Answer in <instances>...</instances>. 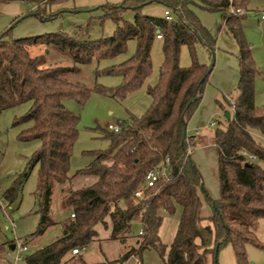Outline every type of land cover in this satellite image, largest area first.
Segmentation results:
<instances>
[{
    "label": "trees",
    "instance_id": "16d2710c",
    "mask_svg": "<svg viewBox=\"0 0 264 264\" xmlns=\"http://www.w3.org/2000/svg\"><path fill=\"white\" fill-rule=\"evenodd\" d=\"M75 0H0V4L22 2L35 5L18 22L34 18L44 23L67 15L103 12L102 19L113 20L117 27L111 37L91 40L80 31H65L15 38L11 29L0 35V114L23 104L29 109L13 119L12 127L21 128V142L37 141L39 148L31 161L38 167L36 207L39 223L34 233L23 240L38 239L47 230L61 224L63 235L53 243L34 250L23 260L26 264H124L132 256L141 257L146 250L158 253L164 264H216L215 251L230 245L236 264H249L246 247L257 243V223L264 219V145L256 141L253 131L264 137V107L255 104V82L261 72L253 59L244 34L243 18L248 0H124L117 5L89 10L84 7L53 10L54 6ZM163 5L172 22L142 14L146 5ZM218 12L224 28L238 47L240 79L238 96L231 103L217 101L221 111L233 107V116L214 132L218 152L220 198L212 200L202 188L203 179L192 160L193 137L185 135L186 127L198 109L212 69L197 59L196 44L214 50L216 41L201 23L193 8ZM245 11L246 15H232ZM126 11L134 12V21L123 20ZM88 28V26H87ZM76 30V29H75ZM83 30V31H82ZM158 35L163 41L164 61L159 81L148 87L151 105L140 116L131 115L120 123L119 133L105 132L109 142L105 150L84 151L91 161L70 174L74 146L79 136L80 117L65 109L63 101L73 98L84 104L92 91L124 99L142 87L152 73V46ZM136 41V51L127 61L102 71L117 75L122 82L116 88L96 86L93 90L68 80L79 66L94 60L114 59L123 54L129 41ZM191 57L189 67L180 66L181 48ZM43 48V50H42ZM55 50L68 56L72 66L50 65L47 52ZM100 71H96L99 75ZM228 105V106H227ZM221 125H224L223 127ZM192 152L188 154V150ZM243 152L253 156L250 160ZM168 160V161H167ZM167 168L169 180L160 178L155 187L146 188L145 177L151 170ZM27 176L23 173L22 179ZM93 177L95 181L79 189L72 188L76 177ZM22 180L5 191L3 197L13 202ZM143 189V197L134 194ZM59 193L63 214L61 222L52 215V199ZM203 192L212 214L202 216ZM131 202L126 208L122 203ZM181 215L177 233L170 245L163 244L159 229L163 214ZM74 215V217H72ZM139 219L142 234L135 246L116 260L88 263L83 255L98 239V226L112 227L109 240L125 243L131 237L132 223ZM15 240L0 242V264H13ZM78 249V254L72 251Z\"/></svg>",
    "mask_w": 264,
    "mask_h": 264
},
{
    "label": "rangeland",
    "instance_id": "374dc122",
    "mask_svg": "<svg viewBox=\"0 0 264 264\" xmlns=\"http://www.w3.org/2000/svg\"><path fill=\"white\" fill-rule=\"evenodd\" d=\"M123 1L86 0L87 6L83 7L92 10L102 6L117 5ZM248 2L247 8L249 11L247 15L243 10L240 11V15H246L242 20L243 27L245 26L244 34L252 50L256 66L261 72V75L257 77L255 82V104L257 107H264V21L261 20L262 12H264V0H248ZM193 10L199 19H201V23L209 29L211 35L217 40L213 51L202 43L196 44L198 61L212 69L209 81L204 90V93L208 91L209 94L205 98V104L210 105V97L212 96L223 102L225 98L228 101L231 99L235 100L238 94L236 82L237 73H235L237 70L238 54H236L235 41L233 42L227 30L223 28L220 13L208 12L199 7H194ZM30 11V6L27 3L21 4V2H14L0 4V35L8 29H11L13 37L20 35H28L27 37H30L59 31L74 33L80 31L78 27H81L84 31L87 29L84 34L87 32L85 35H88L89 39L99 40L101 38L111 37L117 27L113 20L109 18L102 19L103 12L101 10H95L91 13H78L75 15H67L54 21L41 22L43 26L40 29L47 30L45 33H42L38 32L40 31L38 29L39 25L36 28L34 24L37 25V23H33L32 18L18 22L20 16L22 18ZM164 11L165 7L163 5L150 4L142 9V14L155 18H164ZM122 16L124 21H134L133 11H126ZM135 51L136 41L131 40L128 42L127 49L123 54L114 59L94 60L88 65L79 66L80 71L75 74H70L67 78L69 81L79 83L91 90L96 86H103L108 89L116 88L122 82L121 77L103 74L102 71L108 67L116 66L127 61L134 55ZM47 53V59L50 60V65H73L71 59L66 55L51 49ZM151 57L153 67L151 75L140 89L129 93L124 99H117L110 94L105 95L96 91L91 92L89 99L84 104H79L73 98L64 99L63 105L65 109L80 117L78 127L79 136L74 146L71 159V175L85 167L91 161V158L85 155L84 151L105 150L108 148L109 142L103 135L105 132H109V124L120 125V123L128 121L131 115L137 117L142 116L149 108L151 98L147 93V89L158 83L160 70L164 61L163 41L161 39L155 40L152 46ZM190 65L191 57L189 50L186 46H183L180 53V66L186 68ZM96 71H100V74L96 75ZM29 105H19L0 114V242L10 243L15 239L23 241L36 231L39 223L35 195L38 167L37 165H33L31 161L33 154L39 148V143L37 141L21 142L18 138L21 128L12 127L13 119L23 115L29 109ZM227 110L233 116L231 107L229 108L228 106ZM223 116L224 113L220 110L222 123L226 120ZM212 119L214 120L212 122H217L218 115ZM218 126V124L215 127L209 126V131L214 133ZM221 126L223 127L224 125ZM253 136L257 142L264 145V137L259 132L253 131ZM261 166L264 168V163ZM26 171L27 176L25 179H22L23 173ZM21 180L22 183L19 185L16 199L13 202L6 201L3 197L5 191L11 186L18 184ZM94 181L95 179L93 177L78 176L73 180L72 188L79 189L84 186H89ZM59 196V193L55 192L52 199V215L57 222H61L63 218ZM130 204L131 202L122 203L120 207L126 208ZM208 206L203 201L201 213L203 217L212 214V210ZM180 215L181 208L179 206L176 208L174 214L164 213L163 232L164 228L166 229L169 224L174 225L179 221ZM97 229L99 233L98 239L81 252L88 263H98L106 260L112 261L120 258L128 249L135 246V238L141 231V223L139 219L132 223L131 237L125 243L105 239L111 233L112 227L110 224L107 229L102 228V226H98ZM164 233L162 238L163 242L169 240L166 237V232ZM62 235V226L58 223L56 226L47 230L43 236L36 239V247H45L62 237ZM256 235L257 243L264 246V219L258 221ZM33 247L35 248L34 245ZM33 247L30 248L31 252L34 250ZM246 252L249 264H264V249L258 248L254 244H249L246 247ZM143 254L145 256L146 254L157 253L146 250ZM14 255L11 253L8 256L13 264H26L24 260L15 262ZM157 257L159 258V256ZM233 258L235 257L230 245L221 248L218 252V264H236Z\"/></svg>",
    "mask_w": 264,
    "mask_h": 264
},
{
    "label": "crops",
    "instance_id": "0c3cea01",
    "mask_svg": "<svg viewBox=\"0 0 264 264\" xmlns=\"http://www.w3.org/2000/svg\"><path fill=\"white\" fill-rule=\"evenodd\" d=\"M75 2L54 6L53 10L71 9L73 6L74 7L87 6L86 0H84V1L75 0ZM21 4H26V3L21 2ZM29 6H30L31 11L35 9V5L29 4ZM166 11H167V9L165 8L164 16H165ZM199 20H201V19H199ZM261 20H262V18H261ZM32 21H33V23H37V25L34 24L36 26V28L39 25L38 29H40V27L43 26V24L41 22H38L36 19L32 18ZM262 21H264V20H262ZM222 26L224 28V21L222 22ZM44 28H45V26H44ZM41 29L38 32L45 33L47 31V30H44V29L41 30ZM207 30L209 31L208 28H207ZM244 30H245V26H244ZM42 33H39V34H42ZM209 33H210V31H209ZM27 36L28 35H20V36H14V37L15 38H24ZM214 39H215L216 44H217L216 38H214ZM233 42H234V40H233ZM235 45H236V43H235ZM236 51H237L236 54H238L237 45H236ZM236 67H237V70L235 72V73H237L236 74V80H237L236 82L238 84L239 79H240L239 62H237ZM232 84H233V81H232ZM255 85H256V83H255ZM207 95H209L208 91L206 93H204V96L202 97V101H201L198 109L194 112L193 116L189 120L187 127H186V132H187V136L193 137V142H194L195 147H194L193 152H192V160L196 164V166L198 167L200 174L202 176L203 189L208 193V195L210 196V198L212 200H218L220 198V182H219V172H218V152H217V148L214 144V133L209 131V126L210 127L217 126V122H219V121L221 122V117H220V109L218 108V105H217L218 100L216 99V97L212 96V97H210V102H211L210 105H206L205 104L206 103L205 98ZM212 95H213V93H212ZM237 96H238V94H237ZM229 101L231 103H233L234 100L231 99ZM232 108H231V110H233ZM222 113L225 114V113H227V111H222ZM217 115H218L217 122H212V120H213L212 118H214V116H217ZM223 122H225V121H223ZM200 197L202 199V202L204 201L208 205V203L205 200L204 194L202 192L200 194ZM208 207H209V209L212 210V208H210L211 206H208ZM210 215L205 216L204 218H207ZM178 224H179V221H177L174 225L169 224L166 229L164 228V232H166V237H167V239L169 238V240L163 242L162 238L165 234L163 232V226H164V219H163L162 225H161V227L159 229V233H158L159 238L163 244L170 245L173 242L175 235L177 233ZM110 234L111 233H109L108 237L105 238L106 240H109ZM33 245L35 246V248L33 247ZM27 246L29 247V249L33 247L34 250L42 248L40 246L36 247L37 246L36 245V239L30 240L29 244H27ZM12 251H14V250H12ZM151 251H154V250H151ZM232 251H233V249H232ZM29 253H31V250L27 254H25V256L28 255ZM143 253H142L141 257H139V256L130 257L127 261L124 262V264H164L163 260L160 259V256L158 255L157 252H156L157 254H146L145 256ZM10 254L11 253H9L8 256ZM13 255H14V253H13ZM153 255H155V256H153ZM156 255L159 256V258ZM233 255H234V251H233ZM234 257H235V255H234ZM233 259H235L234 261H236V258H233ZM231 262H233V261H231Z\"/></svg>",
    "mask_w": 264,
    "mask_h": 264
},
{
    "label": "built area",
    "instance_id": "2783aa9c",
    "mask_svg": "<svg viewBox=\"0 0 264 264\" xmlns=\"http://www.w3.org/2000/svg\"><path fill=\"white\" fill-rule=\"evenodd\" d=\"M230 13L232 15L240 14L239 11H234L232 8L230 9ZM164 18L168 22H172V16L169 13V11L165 12ZM261 18H262V20H264V12L262 13ZM160 38H161V36L158 35V39H160ZM108 130L111 131V132H114V133H119L121 131V126L120 125L109 124L108 125ZM191 152H192V149L189 148L188 154H190ZM243 155L244 156H248L250 160H254L255 159L253 156L248 155L246 152H243ZM162 177L165 178L166 180H169V171H168L167 168L149 171L147 173L146 177H145V180H144L146 188L155 187V185L158 182V180L160 178H162ZM0 192H1V189H0ZM143 193H144L143 189H140L134 194V196H135V198L140 199V198L143 197ZM0 199H1V196H0ZM72 217H74V215H72ZM139 233L142 234V231H140ZM14 245H15L14 261L18 262V261L23 260L25 254H27L30 251L29 247L27 245H25L23 243V241H21L20 239H15ZM79 252L80 251L78 249H74L72 251L73 254H78Z\"/></svg>",
    "mask_w": 264,
    "mask_h": 264
},
{
    "label": "water",
    "instance_id": "95a60500",
    "mask_svg": "<svg viewBox=\"0 0 264 264\" xmlns=\"http://www.w3.org/2000/svg\"><path fill=\"white\" fill-rule=\"evenodd\" d=\"M224 117L226 118V119H230V113H225L224 114ZM185 135H187V132H185ZM202 188H203V186H202ZM15 249V245L13 244L12 246H11V250H14ZM215 263L216 264H218V247H216V251H215Z\"/></svg>",
    "mask_w": 264,
    "mask_h": 264
}]
</instances>
